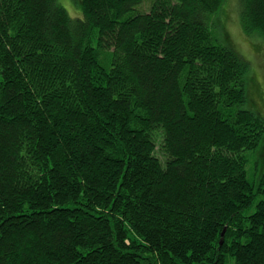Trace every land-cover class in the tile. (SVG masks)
Returning <instances> with one entry per match:
<instances>
[{
	"label": "trees",
	"instance_id": "16d2710c",
	"mask_svg": "<svg viewBox=\"0 0 264 264\" xmlns=\"http://www.w3.org/2000/svg\"><path fill=\"white\" fill-rule=\"evenodd\" d=\"M78 1L0 0V264H264L224 0ZM238 11L264 38V0Z\"/></svg>",
	"mask_w": 264,
	"mask_h": 264
},
{
	"label": "rangeland",
	"instance_id": "374dc122",
	"mask_svg": "<svg viewBox=\"0 0 264 264\" xmlns=\"http://www.w3.org/2000/svg\"><path fill=\"white\" fill-rule=\"evenodd\" d=\"M58 2L71 17L81 15L78 0H58ZM221 10L220 23L215 30L216 36L221 41L229 43L223 39L222 31H225L231 40L229 44L249 61V68L245 74L246 102L242 107L264 117V38L257 34L247 36L243 32L239 21L238 0H224ZM257 150L258 154H264V143H261ZM247 170L250 179L257 182L264 173V156L262 161L249 164Z\"/></svg>",
	"mask_w": 264,
	"mask_h": 264
},
{
	"label": "water",
	"instance_id": "95a60500",
	"mask_svg": "<svg viewBox=\"0 0 264 264\" xmlns=\"http://www.w3.org/2000/svg\"><path fill=\"white\" fill-rule=\"evenodd\" d=\"M224 234V230L221 232V235H223Z\"/></svg>",
	"mask_w": 264,
	"mask_h": 264
}]
</instances>
